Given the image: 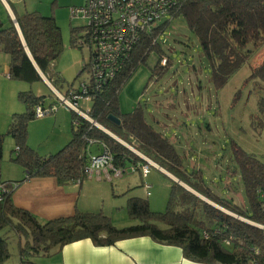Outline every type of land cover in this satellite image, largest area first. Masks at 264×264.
Here are the masks:
<instances>
[{
	"label": "trees",
	"instance_id": "obj_1",
	"mask_svg": "<svg viewBox=\"0 0 264 264\" xmlns=\"http://www.w3.org/2000/svg\"><path fill=\"white\" fill-rule=\"evenodd\" d=\"M7 2L33 62L57 89L54 83L62 82L57 61L63 44L55 17L38 11L17 14L11 2ZM0 4V51L8 56V77L28 83L43 82L13 20L7 12L6 18H1L5 8L1 0ZM168 16L184 18L208 61L210 77L217 88L223 86L249 58L252 50L248 45L257 49L264 44V0H175ZM167 23L168 20L157 24L149 32H142L115 77L99 90L90 91L93 98L89 116L200 195L237 217L207 203L172 180L163 212L152 211L147 198L128 197L126 212L135 223L123 227L114 226L110 217L101 210H76L71 216L41 221L12 202L11 193L20 181H3L0 182L5 189H0V264L10 255L7 238L12 236L17 240L20 264H35L34 258L53 254L65 244L84 238L91 239L96 245L107 246L139 236H149L159 243L178 246L186 258L196 262L264 264V161L232 142V159L237 164L247 203L243 207L232 199L216 195L203 181L199 171L189 172L184 167L174 144L148 122L141 104L138 103L127 113L120 110V89L136 67L146 61L148 54L158 48L157 38ZM78 29L71 28L70 45L82 48L84 45L79 40L80 35H77ZM163 58L160 56L158 62ZM167 64L168 59L160 68ZM82 70H87V63L83 64L80 72ZM249 79H259L264 83V59L252 68ZM18 99L24 105V111L11 115L5 134L14 140L13 160L21 165L26 178L49 176L61 185L81 182L87 178L86 167L93 154V146L100 153L101 145H104L113 165L118 168L143 161L132 150L73 111L70 139L56 152L41 155L27 144V134L29 122L35 118L34 107L39 103L45 104V96H36L27 90L20 91ZM258 110L259 114L264 110V99H260ZM109 114L116 116L119 124L111 122L107 118ZM262 126L264 122L259 121L258 128ZM5 134L0 133V158ZM135 172L142 176L139 169Z\"/></svg>",
	"mask_w": 264,
	"mask_h": 264
},
{
	"label": "rangeland",
	"instance_id": "obj_2",
	"mask_svg": "<svg viewBox=\"0 0 264 264\" xmlns=\"http://www.w3.org/2000/svg\"><path fill=\"white\" fill-rule=\"evenodd\" d=\"M3 1L12 19L14 13L10 4ZM82 4L83 0H14L11 4L13 10L38 11L55 17L61 30L63 49L57 61L62 82L54 84L62 96L68 87L77 88L88 77L87 70L80 72L88 60L87 46L78 48L70 45L71 28L78 27L77 35H81L86 24L81 16L71 18L70 8ZM166 20L168 23L157 38L158 48L148 54L146 61L136 67L120 89V110L127 113L141 104L148 122L174 144L189 172L199 171L203 181L216 195L232 198L236 204L247 206L239 170L232 159V142L264 161V126L258 128L259 121L264 122V110L260 114L258 110L260 99H264V83L259 79H249L252 68L264 59V44L257 49L248 45L252 50L249 58L223 86L217 88L211 80L208 61L184 18L167 16L158 24ZM160 56L168 59L164 68L160 65L166 61L158 62ZM0 58V133L5 134L13 113L24 111L18 93L27 90L40 93L45 96V105L56 102L58 108L29 122L27 144L41 155L56 152L71 137L73 112L59 106L56 90L48 84L10 79L2 64L8 56L1 52ZM90 105L91 102L80 100L79 108L86 112ZM14 149V140L5 134L0 182L11 181V177L23 171L21 165L13 160ZM91 151L98 153L96 146ZM118 180L129 182L132 192L114 195L110 191L109 196L99 202V209L110 217L114 226L135 223L129 219L125 208L127 197L131 195L147 198L152 211L165 210L172 178L157 167H150L144 178L135 172L125 173L113 183L106 181L108 189L116 188ZM143 182L150 185L149 195L145 193ZM156 223L163 227V224ZM7 246L10 255L3 264H20L16 238L8 237Z\"/></svg>",
	"mask_w": 264,
	"mask_h": 264
},
{
	"label": "built area",
	"instance_id": "obj_3",
	"mask_svg": "<svg viewBox=\"0 0 264 264\" xmlns=\"http://www.w3.org/2000/svg\"><path fill=\"white\" fill-rule=\"evenodd\" d=\"M174 6L175 0H83L81 6L71 7V18L81 16L86 20L79 40L89 50L86 62L88 77L87 81L80 82L79 87L68 88L64 96L55 91L59 106H65L94 125L96 122L89 116L90 106L86 112L82 111L79 101L91 102V92L99 90L122 69L141 33L149 32L161 18L170 14ZM165 61L163 58L161 63ZM57 108L56 102L47 105L39 103L34 107V115L42 117ZM133 150L143 161L127 168H118L113 165L109 151L101 145L100 153L90 156L86 167L87 178L111 182L137 169L143 177L150 167L159 169L152 160ZM149 187L144 183L146 194H149ZM0 189L5 191L1 183Z\"/></svg>",
	"mask_w": 264,
	"mask_h": 264
},
{
	"label": "crops",
	"instance_id": "obj_4",
	"mask_svg": "<svg viewBox=\"0 0 264 264\" xmlns=\"http://www.w3.org/2000/svg\"><path fill=\"white\" fill-rule=\"evenodd\" d=\"M13 1L9 0L11 4ZM2 4L5 9L1 12V18L5 19L6 12L9 16L10 12L3 2ZM14 11L17 14L22 13L15 8ZM2 64L5 74H8V58L2 60ZM43 83H49L54 88L48 80L47 83L43 80ZM53 90L58 91L55 88ZM35 95L44 96L40 93ZM11 178V181H20L11 193L14 205L30 211L41 221L71 216L76 210L98 211L100 200L103 201L109 196L110 191L114 195L132 192V185L120 180L116 188L108 189L106 184L108 181L95 178H85L81 182H68L63 185L49 176L26 178L24 171ZM33 262L35 264H207L192 261L184 256L180 247L159 243L149 236L122 239L107 246L96 245L91 239L84 238L65 244L53 254L38 256Z\"/></svg>",
	"mask_w": 264,
	"mask_h": 264
},
{
	"label": "water",
	"instance_id": "obj_5",
	"mask_svg": "<svg viewBox=\"0 0 264 264\" xmlns=\"http://www.w3.org/2000/svg\"><path fill=\"white\" fill-rule=\"evenodd\" d=\"M1 1L4 3L3 0H1ZM4 4H5V3H4ZM12 20L14 21V24H15V26H16L18 32H19L20 38H21V40H22V42H23V44H24V46H25V43H24L23 37H22V35H21L20 29H19V27H18V24H17L16 21H15V18L12 17ZM25 48H26V52H27V54H28V56H29L31 62L33 63V65L35 66V68L38 70V68L36 67L35 63L33 62L32 57L30 56L29 51H28V49H27L26 46H25ZM38 72H39V74H40L42 80H44V81L47 83V79L42 75V73H41L39 70H38ZM47 84L49 85V83H47ZM49 86H50V85H49ZM51 88H52V87H51ZM107 118H108L111 122H113V123H115V124H119V119H118L116 116H114V115H112V114H109V115L107 116ZM94 126H96V127H98L99 129L103 130V131H104L105 133H107L109 136H111L112 138H114V139L117 140L118 142L122 143V144H123L124 146H126L128 149H130V150H132L133 152H135V151L132 149V147H130L129 145H127L126 143H124L122 140H120L118 137H116L114 134H112L111 132H109L108 130H106L104 127H102V126L99 125L98 123H94ZM158 167H159V169H160L161 171H163V172H164L165 174H167L170 178H172V180H174L176 183H178L179 185H181L182 187H184L185 189H187V190L190 191L191 193L195 194V195H196L197 197H199L200 199L206 201L207 203H209V204L215 206L216 208H218V209H220V210H222V211H224V212H226V213H228V214H230V215H233V216L237 217V216L234 215L233 213L227 211L226 209H224V208H222V207L216 205V204L213 203L212 201H210V200H208L207 198H205L204 196L200 195L198 192H196L195 190H193L192 188H190L189 186H187L186 184H184L183 182H181L179 179H177L176 177H174L173 175H171L170 173H168L166 170H164V169L161 168L160 166H158ZM239 218H240V217H239ZM241 219L244 220V221H247V220H245V219H243V218H241ZM247 222H249V221H247ZM249 223H251V222H249Z\"/></svg>",
	"mask_w": 264,
	"mask_h": 264
}]
</instances>
